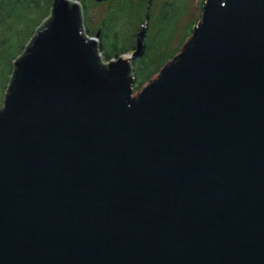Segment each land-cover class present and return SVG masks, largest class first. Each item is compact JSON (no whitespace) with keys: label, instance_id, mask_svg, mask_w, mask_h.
<instances>
[{"label":"water","instance_id":"obj_1","mask_svg":"<svg viewBox=\"0 0 264 264\" xmlns=\"http://www.w3.org/2000/svg\"><path fill=\"white\" fill-rule=\"evenodd\" d=\"M147 1L109 64L79 0H51L11 62L0 264H264V0H206L132 97Z\"/></svg>","mask_w":264,"mask_h":264},{"label":"rangeland","instance_id":"obj_2","mask_svg":"<svg viewBox=\"0 0 264 264\" xmlns=\"http://www.w3.org/2000/svg\"><path fill=\"white\" fill-rule=\"evenodd\" d=\"M86 1L79 0L81 7L82 5L85 6L82 27L83 30L85 29V33L86 30L90 32L86 35L88 37L98 34L96 40L99 44L97 47L100 46L98 53L102 57V63L109 64L111 61L116 60L106 61L108 58L104 57L105 53H110L108 51L115 45V40L118 42L116 47H120L116 50L117 52L130 54L136 45L134 37L140 31L141 22L146 17V6L135 13L127 6L120 11L119 6L122 0H111L109 4L95 3L93 0ZM151 1L142 39L147 55L140 56L131 63V67L134 68V74L131 75L133 78L131 84L132 97H137L139 91L147 83L155 80L159 71L163 70L164 66L180 53L184 43L189 41L192 29L200 22L201 8L206 0ZM107 14L113 16L112 22L115 23V30L107 29L106 25L102 28L103 30L99 29ZM139 18L142 20L140 23H138ZM93 33L96 34L93 35ZM12 36L7 33H0V108L11 74V62L19 55L21 45L24 44L26 38L24 36L18 41ZM140 76L142 78L141 82Z\"/></svg>","mask_w":264,"mask_h":264},{"label":"trees","instance_id":"obj_3","mask_svg":"<svg viewBox=\"0 0 264 264\" xmlns=\"http://www.w3.org/2000/svg\"><path fill=\"white\" fill-rule=\"evenodd\" d=\"M110 1L111 0H108L107 2H100V4H103V3L109 4ZM86 2H88V0ZM147 4H148L147 0H122V3H120V6H119V10L122 11L123 8L127 6L130 9H132V11H134L135 13L136 12L138 13V11L142 9V7H145ZM84 7L85 6L82 5V7L80 8L81 17H83L84 15V10H85ZM49 8H51V0H0V33H3V34L7 33L9 35H13L12 37L18 41L22 37L24 36L26 37L24 40L25 41L24 44L21 45L22 48L20 49V53L18 56H20L23 49L26 47V43L28 39H30L31 36L34 34V30L36 29V27L41 22H44L45 18L48 17ZM112 17L113 16H110L108 14L105 15L104 20H102L99 26V29L103 30L102 28L105 27L106 25L107 29L115 30V23L112 22ZM38 18H40V20L37 21ZM141 21L142 20L139 18L138 23H140ZM141 23H143V21ZM89 33L90 32L86 30L85 34L88 35ZM95 34L93 33V35ZM114 42H115V45H113V48L108 51L110 53L104 54V57L108 58L106 59V61H109L111 59H116L120 55L121 56L125 55V53H120V51L119 52L116 51L117 49H120V47L118 46L116 47V44L118 43L116 40ZM143 46H144L143 48L144 52H142L141 56L147 55L145 54L146 53L145 45L143 44ZM99 47H98V51L100 50ZM133 71H134V68L132 67V71H130L131 75L134 74ZM141 79L142 78L140 76V82L142 81Z\"/></svg>","mask_w":264,"mask_h":264}]
</instances>
